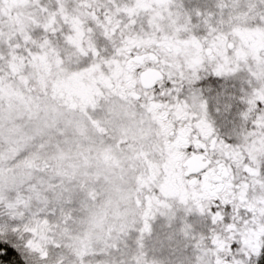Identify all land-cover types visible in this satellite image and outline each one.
Segmentation results:
<instances>
[{"label": "rangeland", "instance_id": "1", "mask_svg": "<svg viewBox=\"0 0 264 264\" xmlns=\"http://www.w3.org/2000/svg\"><path fill=\"white\" fill-rule=\"evenodd\" d=\"M107 2L0 0V212L27 220L49 264H96L118 236L135 249L138 233H125L144 213L155 217L156 229L171 225L172 243L197 237L193 251L174 252L176 264H241L233 242L264 243V174L257 161L264 155V123L239 132L234 143L215 144L216 164L209 166L220 162L233 183L212 195L224 200L215 204L185 175L191 150L168 142L145 99L151 92L132 95L140 71L159 70L157 86L165 88L188 72L193 57L175 32L121 28L115 7L108 16L96 7ZM112 2L122 8L135 0ZM116 29L127 35L120 40L118 34L110 52L101 40ZM129 49L136 51L123 62ZM167 97L176 103V118L209 145L208 97L181 96L174 88ZM225 202L243 222L214 233L209 217L220 215ZM228 254L230 261L223 259ZM155 255L134 258L162 264Z\"/></svg>", "mask_w": 264, "mask_h": 264}, {"label": "snow or ice", "instance_id": "2", "mask_svg": "<svg viewBox=\"0 0 264 264\" xmlns=\"http://www.w3.org/2000/svg\"><path fill=\"white\" fill-rule=\"evenodd\" d=\"M96 7L105 16L115 7L120 27L126 26L130 32L177 33L186 45L185 54L193 59L188 72L169 79L166 87L174 88L181 96L206 95L225 108L231 104L233 117L241 111L246 113L248 128L260 126L257 121L264 123V42H255L264 36V0H135L134 5L122 8L108 0ZM118 34L120 40L127 35L116 29L110 39L101 40L110 52L119 43ZM154 221L150 213L133 220L125 235L138 233L136 248L118 236L109 248L101 250L104 259L96 264H142L134 257L147 251L159 253L162 264H176L167 251L170 245L166 240L170 237L165 225L161 223L157 230ZM231 249L241 264H264V243L242 247L233 242ZM43 253L26 219L0 212V264H49V257Z\"/></svg>", "mask_w": 264, "mask_h": 264}, {"label": "flooded vegetation", "instance_id": "3", "mask_svg": "<svg viewBox=\"0 0 264 264\" xmlns=\"http://www.w3.org/2000/svg\"><path fill=\"white\" fill-rule=\"evenodd\" d=\"M135 51L136 50L134 49L127 50V54L125 55L123 62L126 61L127 58H130L135 53ZM134 59L137 61V56H135ZM145 70L140 71L138 81L136 82V85L132 87L134 89V93L132 95L134 96L135 92L150 91V95H147L145 99L148 103L153 105L152 115L155 117L156 123H158L162 130L167 133L169 137L168 142L175 140V143L178 146H182L184 150H191L190 155L185 161V175L191 176V178L193 179L192 187L196 188L201 185L207 193H210V195L208 194L209 196L216 194V192H218L220 189H226V192L227 188H232L231 185H233V183L228 181L227 172H224V174L222 173V169L220 168L221 163L219 162L218 164L220 165H215L217 166L216 168H213L209 165L210 163L216 164L214 153L217 151V148L215 147L217 141L229 143L232 142L233 139L229 135L223 136L220 134V132L217 131L207 108V121L213 126L214 132V135H210L214 138L211 139V143L208 145L207 136H204L200 134V132H197L196 127L190 125L189 122L176 118V103H170V100L167 97L169 88L165 87L158 89L157 83L152 88L143 87V85L141 84L140 75ZM121 88L123 89L124 86H122ZM231 109L232 108L227 111L225 110V112L227 114L228 112L231 113ZM195 157H201L202 161L206 163V165L193 171L189 167V161L195 159ZM194 165H196L194 166V168L197 166L199 167L197 160H194ZM212 197V201L215 202V204H222L224 202V200L219 199L216 196Z\"/></svg>", "mask_w": 264, "mask_h": 264}, {"label": "trees", "instance_id": "4", "mask_svg": "<svg viewBox=\"0 0 264 264\" xmlns=\"http://www.w3.org/2000/svg\"><path fill=\"white\" fill-rule=\"evenodd\" d=\"M58 38H60V37H58ZM60 39L61 40L65 39L67 41L66 37H63V38L61 37ZM157 88L159 89V87H157ZM207 108H208L207 110H208V112L212 118L213 124L215 125V128L217 129V131L220 132V134L223 136L229 135L233 139V141H232L233 143L238 139L236 137L239 134V132H241V135H242L243 133L248 134L249 131L252 130V129L246 127V125H245V120L247 117H246V113H244L243 111H241L240 113H237L235 115V117H233L231 115V113L227 114L225 112L226 108L224 107L223 104L216 103L209 97L207 99ZM223 111H224V113H222ZM237 121H239V123H237ZM230 123L232 124V127L228 128V124H230ZM231 130L233 133L230 134ZM253 138H254V136H253ZM232 142H229V143H232ZM244 144L246 146L249 144V142H247V140H246V142ZM257 161L260 162V171L263 175L264 174V155L261 158L257 157ZM226 207L227 206L225 204V209L223 210V212H221L220 215H217V213H213L209 217L210 224L208 225V228L216 227L214 233H218L221 231L226 233V229L230 227L229 224L235 223L238 226H240L243 222L241 219L240 220L237 219L238 215H235L236 213L233 210H230ZM250 215H251V213H250ZM159 225H158L157 230H160ZM198 226L202 227L204 225H201L199 223ZM165 229L167 231L168 236L170 237V239L166 240V244L170 245V247L167 248V251L169 252V254L171 256H173V250H175L174 252L177 255H180L181 251L183 254L185 251H193L197 237H194L193 239H189V238L186 239V238H182V237L179 238V236H177L178 237V238L176 237L177 240H174V243H172L170 240H172V238L175 234H174L172 228H165ZM227 231H228V229H227ZM208 232H210V231H208ZM208 232H206V233L208 234ZM228 232H231V231H228ZM206 233H205V235H206ZM261 241H262V239H258V242L261 243ZM159 255H160L159 253H156L155 258H159ZM228 257H229V254L227 256H224L223 259L230 261L228 259ZM231 257L233 258V256H231Z\"/></svg>", "mask_w": 264, "mask_h": 264}, {"label": "water", "instance_id": "5", "mask_svg": "<svg viewBox=\"0 0 264 264\" xmlns=\"http://www.w3.org/2000/svg\"><path fill=\"white\" fill-rule=\"evenodd\" d=\"M162 78V73L157 69H147L143 71L140 75L141 84L145 88H152L156 85L158 81ZM194 160H197L199 167H195ZM206 163H204L201 157H195V159L189 161V167L194 171L201 167H204Z\"/></svg>", "mask_w": 264, "mask_h": 264}]
</instances>
